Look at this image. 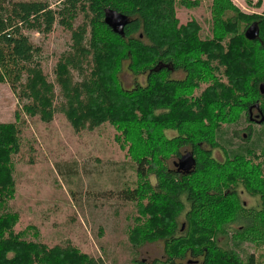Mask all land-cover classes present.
Here are the masks:
<instances>
[{
    "label": "trees",
    "instance_id": "trees-1",
    "mask_svg": "<svg viewBox=\"0 0 264 264\" xmlns=\"http://www.w3.org/2000/svg\"><path fill=\"white\" fill-rule=\"evenodd\" d=\"M55 1L56 9L48 0H0V84L27 101L15 122L0 123V264H101L72 245L28 241L33 227L16 232L20 215L8 208L22 113L46 124L62 113L77 132L114 127L137 178L116 196L134 207L128 242L135 250L162 244L164 258L154 264H257L232 243L264 250V123L252 122L249 112L264 117V10L248 14L231 0H212L211 37L202 39L197 21L180 23L176 13L177 4L193 8L197 1ZM107 9L129 18L124 36L105 24ZM253 24L260 35L249 41ZM57 25L70 32L71 46L50 82L28 34L46 37ZM125 62L134 79L145 76L144 85L125 87ZM172 69L184 78L172 79ZM241 119L249 131L229 129ZM226 134L230 141L221 139ZM186 152L195 166L176 173L173 163ZM240 190L258 206L247 207Z\"/></svg>",
    "mask_w": 264,
    "mask_h": 264
},
{
    "label": "rangeland",
    "instance_id": "rangeland-1",
    "mask_svg": "<svg viewBox=\"0 0 264 264\" xmlns=\"http://www.w3.org/2000/svg\"><path fill=\"white\" fill-rule=\"evenodd\" d=\"M48 1L51 8L56 9L57 2ZM191 1H197L198 7L186 8L177 4V18L180 23L197 21L202 28L201 38L208 39L212 30V0ZM231 1L244 13L261 14L264 10V0H258L262 2L259 10L250 8L247 0ZM81 23L82 18H79L75 27ZM28 36L41 50L43 72L53 82V70L59 58L70 50V32L57 25L49 36L37 33ZM127 65L125 62L120 75L125 87L131 89L136 81L144 85L145 76L134 79L128 74ZM183 77L180 72L172 78L180 80ZM26 103L18 99L9 85L0 84V123L15 122L16 112H21ZM21 118V150L13 158L16 196L8 208L9 212L20 215L16 232L33 227L27 236L28 241L49 247L72 245L101 264H138L141 261L154 264L162 261V244L135 250L128 242L127 231L133 224L134 207L116 196L127 187L134 188L137 178L127 152L116 140L118 133L114 127L104 124L92 131L77 132L62 113H56L48 124L39 117L31 118L24 113ZM246 125L241 119L229 129L240 132ZM256 127H253L254 139L260 126ZM221 139L230 141L227 134ZM259 147L264 152V142ZM260 155L264 157V154ZM214 156L223 160L220 152H215ZM59 168L62 174L58 172ZM240 198L249 208L258 206V199L246 193ZM232 245L243 259L254 254L257 264H264V250H255L249 245Z\"/></svg>",
    "mask_w": 264,
    "mask_h": 264
},
{
    "label": "water",
    "instance_id": "water-1",
    "mask_svg": "<svg viewBox=\"0 0 264 264\" xmlns=\"http://www.w3.org/2000/svg\"><path fill=\"white\" fill-rule=\"evenodd\" d=\"M105 24L117 35L124 36V31L126 26L130 23V20L128 17L107 9L105 11V18H104ZM260 31L258 24L251 25L245 32V37L249 41H255L259 38ZM260 92L262 95H264V84L260 85ZM259 119L255 120L251 118V121L256 122L257 124H263L264 123V117H258ZM195 159L193 154L187 153L185 154L179 161L176 166L180 170L190 171L195 166Z\"/></svg>",
    "mask_w": 264,
    "mask_h": 264
},
{
    "label": "flooded vegetation",
    "instance_id": "flooded-vegetation-1",
    "mask_svg": "<svg viewBox=\"0 0 264 264\" xmlns=\"http://www.w3.org/2000/svg\"><path fill=\"white\" fill-rule=\"evenodd\" d=\"M173 71L171 72L172 74H171V77H173V75L174 74H177V73H180L181 71H175L174 69H172ZM182 73V72H181ZM184 74V73H183ZM185 76V75H184ZM184 78V77H183ZM173 79V78H172ZM174 80H176V79H174ZM249 112H250V119L252 118V119H255V120H257V119H259L258 117H259V112L258 111H256V110H249ZM253 122V121H252ZM241 131H242V134L243 133H245V131H249V125H246V127H244V128H242L241 129ZM245 135V134H244ZM185 154H187V152L186 153H184L182 156H181V158L185 155ZM181 158H179V159H177V161H175L174 163H173V167H174V169H176V173H179V174H183V175H185V174H187V173H189L190 171H185V170H180L177 166H176V164H178L179 163V161H180V159ZM223 159V158H222ZM243 193H245L243 190H240L239 191V197H240V195H243Z\"/></svg>",
    "mask_w": 264,
    "mask_h": 264
},
{
    "label": "crops",
    "instance_id": "crops-1",
    "mask_svg": "<svg viewBox=\"0 0 264 264\" xmlns=\"http://www.w3.org/2000/svg\"><path fill=\"white\" fill-rule=\"evenodd\" d=\"M253 4H255V0H251ZM254 1V2H253ZM258 0H256V3H257ZM259 2V1H258Z\"/></svg>",
    "mask_w": 264,
    "mask_h": 264
}]
</instances>
